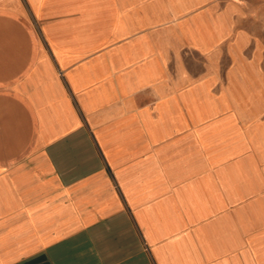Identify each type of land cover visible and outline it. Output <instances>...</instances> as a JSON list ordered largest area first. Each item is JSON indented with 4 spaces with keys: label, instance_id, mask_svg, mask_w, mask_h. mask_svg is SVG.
Segmentation results:
<instances>
[{
    "label": "crops",
    "instance_id": "1",
    "mask_svg": "<svg viewBox=\"0 0 264 264\" xmlns=\"http://www.w3.org/2000/svg\"><path fill=\"white\" fill-rule=\"evenodd\" d=\"M0 264H264V0H0Z\"/></svg>",
    "mask_w": 264,
    "mask_h": 264
}]
</instances>
